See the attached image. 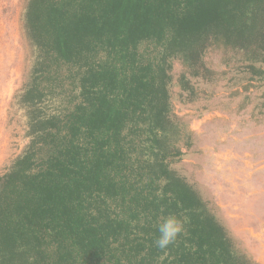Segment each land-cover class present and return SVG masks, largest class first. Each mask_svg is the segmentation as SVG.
Instances as JSON below:
<instances>
[{
	"label": "trees",
	"instance_id": "obj_1",
	"mask_svg": "<svg viewBox=\"0 0 264 264\" xmlns=\"http://www.w3.org/2000/svg\"><path fill=\"white\" fill-rule=\"evenodd\" d=\"M24 26L34 137L0 177V264H255L168 166L179 127L164 62L199 57L206 40L264 58V0H28ZM62 64L83 72L67 74L74 103L48 113L68 90ZM169 217L180 231L161 248Z\"/></svg>",
	"mask_w": 264,
	"mask_h": 264
},
{
	"label": "rangeland",
	"instance_id": "obj_2",
	"mask_svg": "<svg viewBox=\"0 0 264 264\" xmlns=\"http://www.w3.org/2000/svg\"><path fill=\"white\" fill-rule=\"evenodd\" d=\"M28 0H0V177L33 140L30 106L22 93L31 80L37 48L24 26ZM144 55L161 47L142 42ZM168 117L178 125V155L168 166L206 202L236 247L264 264V58L251 47L222 48L206 40L199 57L165 58ZM58 66L65 95L46 100L48 113L74 102L70 71ZM32 107V108H31Z\"/></svg>",
	"mask_w": 264,
	"mask_h": 264
},
{
	"label": "clouds",
	"instance_id": "obj_3",
	"mask_svg": "<svg viewBox=\"0 0 264 264\" xmlns=\"http://www.w3.org/2000/svg\"><path fill=\"white\" fill-rule=\"evenodd\" d=\"M180 231L179 223L175 220L174 217L167 218L159 226L160 238L157 240L159 247H166L175 235Z\"/></svg>",
	"mask_w": 264,
	"mask_h": 264
}]
</instances>
